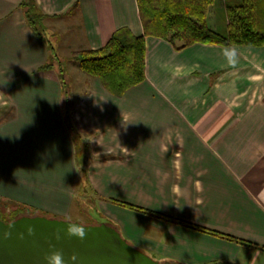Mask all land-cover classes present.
Returning <instances> with one entry per match:
<instances>
[{
    "label": "crops",
    "instance_id": "0c3cea01",
    "mask_svg": "<svg viewBox=\"0 0 264 264\" xmlns=\"http://www.w3.org/2000/svg\"><path fill=\"white\" fill-rule=\"evenodd\" d=\"M22 1L0 0V199L79 222L94 211L161 263L264 264V45L231 44L233 68L229 45L146 35L142 82L115 96L79 70L67 90ZM33 2L68 24V52L143 32L136 0Z\"/></svg>",
    "mask_w": 264,
    "mask_h": 264
},
{
    "label": "trees",
    "instance_id": "16d2710c",
    "mask_svg": "<svg viewBox=\"0 0 264 264\" xmlns=\"http://www.w3.org/2000/svg\"><path fill=\"white\" fill-rule=\"evenodd\" d=\"M255 1L234 0L225 4L226 24L219 30L207 22L214 0H136L143 32L134 35L124 28L116 30L100 48L76 53L77 67L97 78L108 92L120 96L144 80L146 35L168 39L176 48L195 42L264 45V29L259 27ZM20 6L25 8L24 18L32 32L41 38L44 30L39 29L36 20L47 16L36 8L33 0H23ZM15 217L11 214L10 219H4L0 215L3 220Z\"/></svg>",
    "mask_w": 264,
    "mask_h": 264
},
{
    "label": "water",
    "instance_id": "95a60500",
    "mask_svg": "<svg viewBox=\"0 0 264 264\" xmlns=\"http://www.w3.org/2000/svg\"><path fill=\"white\" fill-rule=\"evenodd\" d=\"M64 221L39 213L0 218V264H45L43 256L49 245L62 249L66 256L76 252L77 261L69 264H166L130 244L108 222L84 224L88 234L81 241L64 234ZM58 231L59 240L55 235Z\"/></svg>",
    "mask_w": 264,
    "mask_h": 264
},
{
    "label": "rangeland",
    "instance_id": "374dc122",
    "mask_svg": "<svg viewBox=\"0 0 264 264\" xmlns=\"http://www.w3.org/2000/svg\"><path fill=\"white\" fill-rule=\"evenodd\" d=\"M233 1L234 0H214L213 6L211 7V11H209L207 16L208 24L218 29V26H216L217 25L216 20H218V18L220 17V13L222 9H224V5L232 4ZM238 1L241 2V0ZM255 2H256L257 15L259 17V21L262 22V20L264 21V0H256ZM70 13L72 14L71 10ZM70 13H67L66 16L70 15ZM36 23L38 24L37 26L39 27L40 30L41 29L44 30L43 34L45 35V38L47 39L51 47V50L49 52V58L46 64L47 66L43 67V69L49 70L55 73L57 76L60 75L61 79L63 80V85L67 86V90H69L71 86L74 89L79 86H82L83 79L77 78L80 69L77 67L75 58L78 57L76 53H78L80 50L83 49H78L72 52L70 51L68 52L67 48L65 49L66 35H63L62 32L68 29L67 28L68 24L60 22V20L54 21L52 20V18H48V17L37 19ZM222 23H224V20H222ZM72 29H74V26H72ZM221 29L222 28H220V30ZM65 106H67V103L65 104ZM81 193L82 192H80V195ZM88 198H90V195L88 196ZM90 203L91 201L89 200V204ZM91 207L92 208L94 207L93 203L92 205H90V208ZM90 212H91L90 216H86V215L83 216L84 217L83 218L84 220L82 221L83 224H89V222H96V221L102 222L100 221L99 215H96L94 211H90ZM11 214H15L19 216L21 214H36V213L35 212L32 213L27 209H22V208L20 209L14 204H11L10 202L0 199V215L4 219H10ZM72 221H77V220H72Z\"/></svg>",
    "mask_w": 264,
    "mask_h": 264
},
{
    "label": "clouds",
    "instance_id": "9594fccd",
    "mask_svg": "<svg viewBox=\"0 0 264 264\" xmlns=\"http://www.w3.org/2000/svg\"><path fill=\"white\" fill-rule=\"evenodd\" d=\"M223 55L227 61V64L230 67L235 68L240 53L234 46H226L223 50ZM106 154H113L112 152H106ZM123 154L127 155V151H125ZM65 227L63 228V232L68 237H77L81 241H83L87 234H88V228L86 225H84L82 222H74L70 217H66L64 221ZM32 229L29 228V233L31 234ZM56 239L59 240L60 233L59 231L55 234ZM77 253L72 252L70 255H65L64 251L60 248L55 247L54 245H49V250L44 254L43 260L45 264H69V262H75L77 261Z\"/></svg>",
    "mask_w": 264,
    "mask_h": 264
}]
</instances>
